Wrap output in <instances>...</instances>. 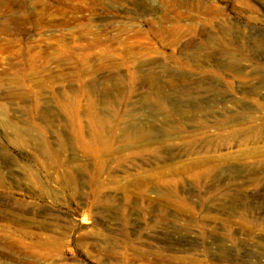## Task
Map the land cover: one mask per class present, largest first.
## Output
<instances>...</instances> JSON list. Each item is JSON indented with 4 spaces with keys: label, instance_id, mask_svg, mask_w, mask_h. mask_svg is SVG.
Instances as JSON below:
<instances>
[{
    "label": "rangeland",
    "instance_id": "1",
    "mask_svg": "<svg viewBox=\"0 0 264 264\" xmlns=\"http://www.w3.org/2000/svg\"><path fill=\"white\" fill-rule=\"evenodd\" d=\"M149 73L175 103L184 82H206L184 93L200 105L217 87L218 112H233L209 118L213 132L264 117V0H0V264H264V177L233 181L223 208L228 181L196 191L191 174L226 175L191 163L255 144L156 158L204 129L143 145L100 124L109 106V122L150 125L151 105L135 111ZM165 107L156 127L173 130Z\"/></svg>",
    "mask_w": 264,
    "mask_h": 264
},
{
    "label": "bare ground",
    "instance_id": "2",
    "mask_svg": "<svg viewBox=\"0 0 264 264\" xmlns=\"http://www.w3.org/2000/svg\"><path fill=\"white\" fill-rule=\"evenodd\" d=\"M261 45V44H259ZM225 68L234 69L237 65H223ZM153 75L149 73V75L146 78V84L148 87H150L151 92L144 94L141 97V102L138 104L140 107L137 108L135 111H143L145 112V107H148V105H151V109L149 110V113L151 114V117L153 118V121H149V126H140V125H134V122H129L126 120L125 122H117L112 121L109 122L108 116L104 115V113H111V108L108 106L106 108L107 111H104L101 113L99 120L100 124L104 125L108 128V133L114 132L116 129L121 130V135L118 137V139H123L124 141H129L132 139L133 136L140 137L143 140L144 143H149L153 141L155 138H157V135L159 132L162 133L161 137L166 134H181L184 135L185 128L183 123L186 124H194L197 126L202 127L204 130L199 133H189L183 136V144L181 148H171L168 145H159L158 147H155L154 156L156 158H161V155H166L170 157H180L182 154H192V153H198V152H207V151H217L223 147H229L233 144L243 145V142H251L252 144H255L256 146L252 148H244L237 153H227L226 155H214V156H200V158H197L193 163L194 166H205L214 162L222 163L223 165L230 164L234 167H231L230 171L226 175H218L217 169L220 167V165L215 164L212 167H207L205 169H200L197 172L191 173L193 177H195V180L197 182L196 184V191L198 188V191H200V187L204 185L205 180L209 177H215L218 180L221 181H228L229 188L228 191L225 193H222L220 195V198H228V203H221V206L224 208L225 206H232V204L235 203L234 199L235 196L240 194V186L237 184H233V181L238 180H244L247 179H255L259 176L264 177V147L258 146V143L260 142L259 139L264 137V117L263 115L258 116L255 115H246V118L249 119L246 120L244 123H239L237 125H231L228 127H221L223 126L222 123H217L215 125L217 130L222 129L223 132L227 133H216L210 130V126L207 124V121L209 118H215V123L218 121V116L221 118H227L229 115L233 112L231 110H225L224 113L218 112L217 105H218V88L214 87L212 91L213 99H210L207 102H204L202 105H200V100L192 101L190 100V96L187 94H184L186 90H190L195 87H202V84H205L206 82L204 80H197L190 83H183V94L182 98L179 100L178 103H175V98H173L163 87L157 85V81L152 77ZM196 80V79H195ZM156 82V83H155ZM174 85L173 81H171L170 86ZM215 85V84H214ZM258 85H254L252 87L253 90H256ZM188 90V91H189ZM188 96V99L186 100L184 97ZM222 100L224 101H231L229 99V95L223 96ZM159 103L162 108L159 105H154L153 103ZM196 103V104H195ZM143 106H142V105ZM171 104L173 105L172 110L176 113L177 121L178 123L175 125L174 129H170V124L168 121L161 122V125L164 127L160 129L159 127H156V123L158 122V115H166L168 114L169 110L168 107H165L166 105ZM237 105V103H235ZM145 106V107H144ZM243 106H245L247 109L253 107L250 103H243ZM192 112L193 114L191 116H188L187 113ZM202 114V115H200ZM184 120V121H183ZM102 128V127H101ZM169 128V129H168ZM180 135V136H181ZM96 139L101 141L102 146H106L108 144V139L105 136H102V134L99 136V134L96 135ZM243 141V142H242ZM149 156V155H148ZM160 156V157H159ZM151 157V156H150ZM169 157V158H170ZM253 158V160H251ZM235 162H238L237 165H234ZM234 163V164H233ZM195 168V167H194ZM187 171L188 173L193 171V168L188 166L183 171ZM161 174V173H159ZM150 178V176L148 177ZM137 179V178H136ZM163 188L162 184H156V190H161ZM204 188H207L204 186ZM190 191L194 192V189L192 188ZM214 190H212V187L207 188V192L213 193ZM206 192V193H207ZM228 204V205H227ZM219 258L222 260H229L230 258L226 256L225 254L219 255Z\"/></svg>",
    "mask_w": 264,
    "mask_h": 264
}]
</instances>
